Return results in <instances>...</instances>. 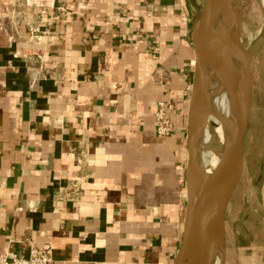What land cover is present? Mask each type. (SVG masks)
Returning a JSON list of instances; mask_svg holds the SVG:
<instances>
[{
	"label": "crops",
	"instance_id": "obj_1",
	"mask_svg": "<svg viewBox=\"0 0 264 264\" xmlns=\"http://www.w3.org/2000/svg\"><path fill=\"white\" fill-rule=\"evenodd\" d=\"M8 1L0 254L50 243L53 264H172L187 208L195 0H45L52 8L34 14L61 20L41 43L27 37L26 8ZM254 89L264 94V45L251 100ZM159 102L170 107L164 139L154 130ZM256 196L257 224L242 220L231 264H264V169Z\"/></svg>",
	"mask_w": 264,
	"mask_h": 264
},
{
	"label": "water",
	"instance_id": "obj_2",
	"mask_svg": "<svg viewBox=\"0 0 264 264\" xmlns=\"http://www.w3.org/2000/svg\"><path fill=\"white\" fill-rule=\"evenodd\" d=\"M228 1V0H224ZM219 0H203L202 10L192 29L194 67L192 88L186 120V166L187 208L182 239L172 264H181L185 250L193 245L189 264H213L214 241L208 231L221 223L224 229V216L232 193L237 187L243 171V137L252 108L251 92L253 84L254 61L264 45V36L259 37L245 55L241 44V25H238L234 49L221 45L212 35L211 26ZM204 58L230 74L234 84L225 85L228 92L229 129L227 148L211 172L203 173L197 161V144L202 134L201 121L195 120V97L199 91L205 95L201 82V65ZM225 144V146H226ZM218 146L205 149L214 151ZM194 181V193L190 198L189 179ZM223 186V197L211 212L207 208V193Z\"/></svg>",
	"mask_w": 264,
	"mask_h": 264
},
{
	"label": "rangeland",
	"instance_id": "obj_3",
	"mask_svg": "<svg viewBox=\"0 0 264 264\" xmlns=\"http://www.w3.org/2000/svg\"><path fill=\"white\" fill-rule=\"evenodd\" d=\"M29 2L34 3L35 1L30 0ZM35 3L44 4L45 0L36 1ZM195 3L198 13V11L200 12L202 10L203 0H195ZM259 3H261L262 8ZM7 4L12 6V2L9 3L8 0ZM14 4L12 8L17 6L20 9H24V7H26V0H18V2L15 1ZM238 7L239 18L242 24L241 44L248 50L259 37L264 36V16L262 11L264 7L260 0H239ZM14 9H16V7ZM212 119L213 118H209L208 124L210 129L214 130L216 125ZM201 122L202 134L200 136V144L202 147L205 146V148L213 146L215 144L214 139L216 138L215 136L213 138L212 132L208 134L205 127L202 125L204 124L203 116ZM201 152L207 153L209 150L202 148ZM263 169L264 94L258 89H254L252 95V108L248 116V122L243 137V171L225 212L223 238L225 241L222 239V243H225H223L221 248L219 247L221 250L218 248L219 252L223 250L224 256L222 253V263L218 264H231V259H228V253L231 254V252H234L235 232L241 230L240 224L242 220L257 224L258 215L256 212L253 214L252 211L256 210V188ZM258 233L263 232L257 231L256 234Z\"/></svg>",
	"mask_w": 264,
	"mask_h": 264
},
{
	"label": "bare ground",
	"instance_id": "obj_4",
	"mask_svg": "<svg viewBox=\"0 0 264 264\" xmlns=\"http://www.w3.org/2000/svg\"><path fill=\"white\" fill-rule=\"evenodd\" d=\"M238 1L239 0H219L211 26V33L214 38L221 45L230 49H234L235 47L238 25H241ZM260 1L264 7V0ZM259 4L262 8L261 3ZM262 11L264 16V9H262ZM244 51L245 55L249 53L247 49H244ZM201 82L204 86L205 95H203L202 90L199 89L195 97V120L198 118V121H201L202 116L204 117V124L202 125L205 127L208 134L212 132L213 138L215 136L216 139H214L215 144L213 146H218V148L214 151L203 153L201 151L202 148L205 149V146L202 147L200 144V138L198 140L197 161L199 163L201 172L206 173L212 171V169L220 161L223 150L225 149L226 151L227 148L226 141L229 129V113L228 92L225 89V85L231 87L234 84V80L232 76L226 71L218 68L209 59L204 58L201 65ZM209 118H213L212 121L216 125L214 130L210 129L209 127ZM189 188L191 192L190 198H192L195 188L192 178L189 179ZM224 192V187L220 186L217 189L207 193V208L210 212L218 205L220 199L224 195ZM208 235L210 240L214 241L215 243V249L212 255L213 264L222 263V253L224 256V252L223 250L222 252H219L218 250V248H221L223 243H225H222V241H225V239H223L224 229H222L221 223L213 226L208 231ZM193 250V245H189L187 247L181 264H189Z\"/></svg>",
	"mask_w": 264,
	"mask_h": 264
},
{
	"label": "built area",
	"instance_id": "obj_5",
	"mask_svg": "<svg viewBox=\"0 0 264 264\" xmlns=\"http://www.w3.org/2000/svg\"><path fill=\"white\" fill-rule=\"evenodd\" d=\"M30 0H26L25 17H22L27 27V37L34 43H41L44 36H48L51 33V26L55 24V21H60L61 17L58 14L50 13L45 17L42 12H35V9L52 8L48 3H30ZM30 15L29 20L37 22V25H32L27 21L26 15ZM39 23V25H38ZM47 27V29H46ZM43 29V30H41ZM170 107L164 103L159 102L156 105L154 130L157 138L164 139L172 132V125L167 118V110ZM30 243V242H29ZM0 264H53V248L50 243L44 244H31L28 248L27 256H17L13 253L0 254Z\"/></svg>",
	"mask_w": 264,
	"mask_h": 264
}]
</instances>
